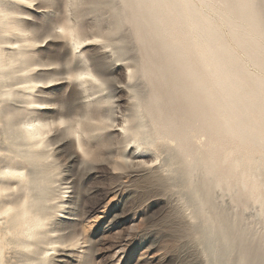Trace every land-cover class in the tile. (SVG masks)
I'll list each match as a JSON object with an SVG mask.
<instances>
[{
    "label": "bare ground",
    "instance_id": "bare-ground-1",
    "mask_svg": "<svg viewBox=\"0 0 264 264\" xmlns=\"http://www.w3.org/2000/svg\"><path fill=\"white\" fill-rule=\"evenodd\" d=\"M117 1L115 31L129 27L117 51L135 52L136 68L127 76H141L148 88L144 92L140 87L141 97L135 93L136 107L142 109L133 130L138 149L157 140L174 143L172 159L204 218V240L217 264H264V237L244 226L238 211L231 217L215 199L217 190L227 192L236 206L258 204L264 217V0ZM46 8L30 7L28 0H0V86L9 79L28 84L2 97L24 94L29 99L32 89L43 93L50 86L28 74L30 56L39 51L30 50L38 38L28 36L26 20L45 14ZM52 33L65 38L82 68L76 76L79 86L88 83L83 74L97 81L89 63L97 58L80 49L84 38L79 28L67 24ZM113 33L103 37L106 43L115 41ZM92 39L96 37L86 39L88 45L94 44ZM18 71L22 74L15 76ZM43 104L22 125L13 105L1 109L0 121L15 156L10 162L0 159V264L9 237L24 249L36 250L40 239L53 231L41 203L48 177L15 161L26 157L36 167L43 158L44 130L56 125L40 111L51 108ZM74 129L78 132V126ZM198 134L205 139L197 141Z\"/></svg>",
    "mask_w": 264,
    "mask_h": 264
},
{
    "label": "rangeland",
    "instance_id": "rangeland-1",
    "mask_svg": "<svg viewBox=\"0 0 264 264\" xmlns=\"http://www.w3.org/2000/svg\"><path fill=\"white\" fill-rule=\"evenodd\" d=\"M28 1L30 7H47L45 14L26 20L28 36L38 38L30 50L39 51L30 56L28 74L50 86L43 93L32 89V99L24 94L8 99L2 97L4 92L22 91L28 84L7 80L0 86V119L7 105H13L21 125L36 117L38 105L51 107L40 110L56 124L44 130L42 160L36 167L26 157L17 156L15 161L48 177L41 203L49 216L46 225L53 231L40 239L36 250L24 249L9 237L4 264H217L204 240V218L197 214L191 191L172 159L174 143L157 140L139 150L134 140L142 111L136 107L135 93L140 87L144 92L148 88L141 76H127L136 68L135 52L117 51L119 39L129 33L128 26L115 31L118 1ZM67 24L79 28L84 38L80 49L97 58L89 63L98 80L83 74L88 81L85 87L79 86L76 76L83 70L65 38L52 33ZM112 32L115 41L106 43L103 37ZM93 36L94 44L88 45L86 39ZM42 67L49 69L38 70ZM0 128V159L10 162L14 146L3 121ZM204 139L201 134L196 137L199 142ZM215 199L231 217L238 211L243 225L264 237L258 204L236 206L230 194L221 190L215 192Z\"/></svg>",
    "mask_w": 264,
    "mask_h": 264
}]
</instances>
